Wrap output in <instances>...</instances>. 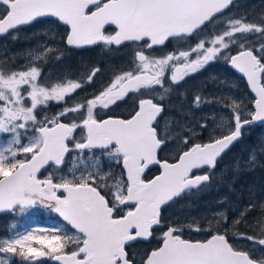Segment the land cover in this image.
Returning <instances> with one entry per match:
<instances>
[{
  "label": "snow or ice",
  "instance_id": "6c2138e0",
  "mask_svg": "<svg viewBox=\"0 0 264 264\" xmlns=\"http://www.w3.org/2000/svg\"><path fill=\"white\" fill-rule=\"evenodd\" d=\"M243 7L0 0V37L30 40L37 25L53 26L35 46H0V213L58 218L5 229L0 264H264V188L257 198L249 186V203L232 216L228 195L206 216L168 215L178 201L231 192L241 173L264 170V139L225 161L249 128L264 127V7L234 11ZM95 47L129 49L131 66L105 69L106 86L90 97L81 91L103 75L100 67L45 71ZM220 61L242 74L251 107L230 94L236 85L227 78L198 80ZM121 105L126 115L115 114ZM194 232L203 238H189Z\"/></svg>",
  "mask_w": 264,
  "mask_h": 264
},
{
  "label": "flooded vegetation",
  "instance_id": "af4514ba",
  "mask_svg": "<svg viewBox=\"0 0 264 264\" xmlns=\"http://www.w3.org/2000/svg\"><path fill=\"white\" fill-rule=\"evenodd\" d=\"M262 0L256 1L255 4H261ZM238 2L242 5H249L252 2H255L254 0H238ZM261 7H264V4H261ZM250 7H247V9ZM255 6L253 8V13H255ZM236 9H234L235 11ZM252 17H255V15L249 16V19H252ZM53 27L52 25H45L43 28L40 25H37L34 29H32V32L36 33V36L34 39L30 40H25L24 39V33H21V39L19 41L13 42L10 37H5L0 39V46H5V43L7 42L9 45L7 48H9L12 52H16L21 49H25L28 47H32L37 45L38 39L40 41H43L45 37L43 35H40L42 31L47 30L48 28ZM3 41V42H2ZM168 50H171L169 48ZM162 53H156V55H161ZM131 52L129 49H121L120 51H113L112 53H106L99 47H95L92 49H87V50H75L72 51L68 54L67 58L60 62V63H55V62H49L45 66V71L48 69H53L55 71H61L64 65L69 66L74 72H90L93 67H100L102 69L103 75L100 73L97 74V78H94L93 84L90 86H87L85 90L81 91V97H90L91 95L98 93L102 87L106 86L111 73L106 71L105 69H108L112 66H116L119 70H129L131 64ZM22 61L20 59L17 60V65H19ZM86 65V68H82L81 65ZM209 73H213L217 75L218 77L220 76L221 78H231V82L236 85L234 89L231 90V95L235 96L243 100L245 99V103L247 102V105L252 106V104H248L251 102L253 95L251 94L249 88L246 86V81L244 78L236 74L235 71H233L229 66L225 65L222 61L213 63L209 66L207 72H205L203 75L197 74V78H203ZM76 78V77H72ZM196 82V81H195ZM193 81V83H195ZM224 91L228 92V89H224ZM59 107H53L52 111H58ZM128 105H121V107L117 110L115 113L116 115H126L127 112L129 111ZM238 145V144H237ZM237 145L232 149L231 154H235V150ZM10 215H0V218H3L4 220H8ZM51 220V218H48ZM56 219V218H55ZM54 220V219H53ZM57 220V219H56ZM37 221L41 224H47V218H38ZM189 238H192L191 236ZM195 239V238H192ZM196 239H198L196 237Z\"/></svg>",
  "mask_w": 264,
  "mask_h": 264
},
{
  "label": "rangeland",
  "instance_id": "374dc122",
  "mask_svg": "<svg viewBox=\"0 0 264 264\" xmlns=\"http://www.w3.org/2000/svg\"><path fill=\"white\" fill-rule=\"evenodd\" d=\"M254 1L255 2H252L249 5H243L244 6L243 8L236 9L235 12L237 14H239L241 12H245V11L253 12V8L255 6V8H256L255 9V13H259L261 11V8H262L261 4L262 5L264 4V0L261 1V4H258V3L255 4L256 1H258V0H254ZM247 7H250V8L247 9ZM253 19L258 20V17L257 16L252 17V19H250V20H253ZM32 39H34V38H32ZM36 41H37V43L41 42L40 39H38ZM8 45L9 44L6 42L5 46L8 47ZM207 75L204 76L203 78H199L198 80L205 79L207 77ZM231 78H232V76L227 78V79L231 81ZM233 97H235V96H233ZM235 98H238V96L235 97ZM243 102H244V104H247V102L245 103V99H244ZM248 104H250V103H248ZM248 107H250V105H248ZM218 119H219V117H218ZM224 119L225 120L228 119V114L227 113L224 114ZM241 150H242V147L236 149L235 150V154L232 155L230 153L227 156V158L231 159L234 156L235 157H239ZM225 161L227 162L228 160L226 159ZM230 162H231V160L228 161V163H230ZM220 196H221V191L220 190L219 191L213 190V191H209V192H207L205 194H202L198 199H192L190 202L187 201V200L178 201L177 204L173 205L172 208L169 209L168 215L171 216L174 220H187V219H190L192 217L199 218L201 216H206L207 214H209L211 211H214L218 207H222L221 205H217L216 204V200ZM231 203H233V202H231ZM236 211H239V209H237ZM233 214H234V211H232V208H230L229 209V216H232ZM52 216H53L52 214H48V213H43L42 214L41 217H43V218H47V219L51 218L50 221H47L48 222L47 224L37 223V221L35 219L21 218L19 215H15V216L11 215L8 220H4L3 218H0V236H3L5 234V229L10 228V226L13 223H16L17 225H23L24 223H28V224H31L33 227H36V226H50V225L55 224L57 222V220H53L52 219ZM191 237L195 238V239H196V237L198 239H202L203 238V236L201 234L195 233V232L192 233ZM242 246L243 247H247L248 245H247L246 242H244L242 244Z\"/></svg>",
  "mask_w": 264,
  "mask_h": 264
},
{
  "label": "trees",
  "instance_id": "16d2710c",
  "mask_svg": "<svg viewBox=\"0 0 264 264\" xmlns=\"http://www.w3.org/2000/svg\"><path fill=\"white\" fill-rule=\"evenodd\" d=\"M251 104V102H249ZM264 139V127L253 125L248 129V132L245 134L243 140L238 143L236 149L242 147L239 157H246L249 147L257 144L259 141ZM235 157V156H234ZM225 158L228 161L232 160ZM227 161V162H228ZM249 186H254L257 190V198L260 197V190L264 188V170L257 169L253 173H241L237 178L236 182L233 185V191L229 192L227 188H221V196L228 195L230 201L233 202L232 211H236L240 207L249 203L248 197V188ZM220 196V197H221ZM55 217V215L53 214ZM58 219V218H56ZM240 231L247 232L248 234H253L249 229L241 226Z\"/></svg>",
  "mask_w": 264,
  "mask_h": 264
},
{
  "label": "water",
  "instance_id": "95a60500",
  "mask_svg": "<svg viewBox=\"0 0 264 264\" xmlns=\"http://www.w3.org/2000/svg\"><path fill=\"white\" fill-rule=\"evenodd\" d=\"M0 38H3V37H0ZM233 70V69H232ZM234 71V70H233ZM236 74H238V75H240V76H242V74H239V73H236ZM250 90V89H249ZM251 92V91H250ZM253 96H254V93H251ZM257 125H259V124H257ZM3 214H9V213H7V212H2V213H0V215H3Z\"/></svg>",
  "mask_w": 264,
  "mask_h": 264
}]
</instances>
